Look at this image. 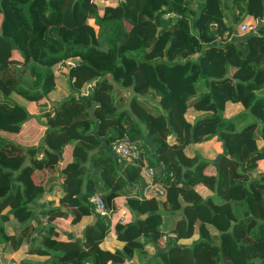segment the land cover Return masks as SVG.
Wrapping results in <instances>:
<instances>
[{"label":"trees","instance_id":"16d2710c","mask_svg":"<svg viewBox=\"0 0 264 264\" xmlns=\"http://www.w3.org/2000/svg\"><path fill=\"white\" fill-rule=\"evenodd\" d=\"M105 1L0 0V210L9 206L27 223L0 236V244L17 248L29 239L31 204L43 192L31 175L42 167L56 170L71 143L61 199L77 206L74 220L98 218L86 224L82 239L69 241L53 238L50 225L41 249L50 253L49 264H123L127 257L136 259L131 264H264V171L249 174L264 159V0H249L246 7L238 6L240 0H117L102 14ZM196 1L203 6L190 24ZM249 14L255 28L234 33ZM225 31L229 37L222 36ZM162 32L166 45L153 54L148 49ZM218 36L223 38L217 45ZM12 49L23 60L12 58ZM66 83L69 92L40 114V144H18L12 131L30 116L28 99ZM123 89L132 92L133 108L121 105ZM228 101L242 108L227 115ZM168 134L176 139L167 140ZM214 137L222 151L217 174L207 175L202 169L208 160L183 149ZM121 138L135 144L138 159L114 155L111 145ZM143 159L158 168L161 198L144 196ZM198 183L214 193L203 197ZM94 192L109 209L127 193L133 216L114 225L121 247L100 246L111 223L94 211ZM42 212L48 222L66 214L60 207ZM168 213L179 215L170 227ZM196 223L197 237L183 241ZM167 231L174 235L162 245Z\"/></svg>","mask_w":264,"mask_h":264},{"label":"crops","instance_id":"0c3cea01","mask_svg":"<svg viewBox=\"0 0 264 264\" xmlns=\"http://www.w3.org/2000/svg\"><path fill=\"white\" fill-rule=\"evenodd\" d=\"M107 4L108 3L105 1V3H103L102 9H104V6ZM202 6L203 5L200 1L192 3V11L188 12L190 24H192L191 22H193V20L199 15ZM102 9H100V13H102ZM3 19L4 15L2 12H0V28ZM246 20H248V23L253 25L256 22L255 18H252L250 15H248ZM252 20L254 21L253 23L250 22ZM234 33H236V30L234 31ZM237 33L241 34L243 32L239 31ZM217 42H222V39H216L215 43L218 45ZM11 57L23 60L22 55L17 49H12ZM67 72L69 71L67 70ZM87 89V85L81 88L82 92L84 93L87 92ZM68 90L69 84H57L54 87L47 89L46 93L39 97L37 100L28 99V101L26 102V106L28 112L30 113V116L22 122L21 127L18 131H12V135L14 136L18 144L25 147L37 146L40 144L45 129V125L40 120V114L46 110L52 109L54 103L64 97L69 92ZM122 96L123 97L121 99V105L126 108H133L134 105L131 104L132 92H130V90L123 89ZM232 103L233 102L229 101L226 102V104L228 105ZM225 114L230 115L233 113L229 114L225 111ZM173 139H175V136L173 134H169L167 136V140L173 141ZM144 141L153 151V144L146 138H144ZM195 144H197V146L199 147L197 148ZM195 144H188L185 147L186 151L184 152L186 153V155L193 156L194 152H198L203 158H208L207 160L209 161V164L205 167V171L207 174H216L217 168L215 166V162L217 161L222 151L221 142L216 137H214ZM102 146H105V141L102 142ZM72 151L73 145L71 143L66 144L60 154V160H58V162L56 163V170L49 172L48 168L42 167L34 170V172L32 173L31 177L34 183L42 185L43 192L41 197H39L36 201H33L31 204L32 212L30 215V219H28V224L31 228L29 239H26V241H24L23 244L17 248H13L12 246L10 247V245L8 246L7 243H1L0 251L2 253L3 264H8L10 262L14 264H33L36 262L41 264H49L50 253L48 251L42 253L41 249L45 250L48 245L47 242H45L44 238L47 235L48 231L50 232V225H52L51 235L53 238L60 241H69L75 238L82 239L84 227L86 226V224L94 223L97 220L95 218V215H92L91 217L82 215L78 219L74 220V216L77 212V206L71 205L68 202H63L61 199V195L63 192L62 187H60L62 183L61 172L66 163L72 159ZM153 154L154 153H152V155ZM261 171H264V159L258 160L256 170L253 172V174L255 175ZM94 180H96L97 184L101 183L100 179H98L97 176L94 178ZM195 187L203 197H207L214 193L212 189H210L203 183H198ZM125 189L127 190V193H131L132 191L131 186H127ZM135 189L136 188H133V190ZM127 193L116 196L113 201L114 209L110 208L109 214L105 215L110 219L111 229L100 243V246L102 248L112 250L114 248L121 247L123 244V242L116 237L114 225L118 221H124V219H126L125 221L128 222L133 216L127 205ZM78 195L81 198L82 192H80ZM189 203L190 202H187L186 204ZM58 207H60L61 210L66 211V214L56 216L51 222H48L47 214H44L42 212V209H56ZM145 215L146 213L142 214V216ZM167 216L168 217L166 218V222L169 227L173 226L176 220L179 218V215H173L171 213H168ZM26 224L27 223L25 222L21 223L16 216H14L12 213H9V206H5L0 210V236L2 238H4L5 236L8 237L9 234H12V230L17 233L21 229V226H25ZM169 232L171 231H167V233ZM118 240L121 244L119 246H116V242H118ZM24 245H26L27 247H24ZM34 247L35 249L33 251L29 250L30 248L33 249ZM33 256L34 258H32ZM135 260V258L131 259L130 257H127V260L123 264H131V262Z\"/></svg>","mask_w":264,"mask_h":264},{"label":"built area","instance_id":"2783aa9c","mask_svg":"<svg viewBox=\"0 0 264 264\" xmlns=\"http://www.w3.org/2000/svg\"><path fill=\"white\" fill-rule=\"evenodd\" d=\"M169 14L167 13L165 16H168ZM214 26H216V23H213ZM255 28V24H246L245 22H241L239 24V28H237L236 31H248V30H253ZM223 37H229L230 34L225 31L222 35ZM222 36H218V38L222 39ZM111 150L114 153V155L119 159H128V160H134L139 158V151L135 147V144L132 143L129 139L127 138H121L116 140L115 142L112 143L111 145ZM157 167L149 164V162L146 159L142 160L141 164V174L146 180V186L144 188V196L145 197H156V198H161L164 193L165 189L164 187L160 184V182L157 180L156 176V171ZM89 201L93 205L94 211L97 212L100 215H108L109 214V208L106 205V202L102 195L99 192H94L89 196ZM174 233L169 232V233H164L161 236V243L162 245L165 244L167 238L169 236H173ZM0 264L2 263V253L0 251ZM8 264H14V263H8Z\"/></svg>","mask_w":264,"mask_h":264},{"label":"rangeland","instance_id":"374dc122","mask_svg":"<svg viewBox=\"0 0 264 264\" xmlns=\"http://www.w3.org/2000/svg\"><path fill=\"white\" fill-rule=\"evenodd\" d=\"M248 2H246L245 3V1L244 0H240L239 1V5L238 6H243L244 7V5H245V7L247 6V4L249 3V0H247ZM108 4L104 7V9H102V14H104L105 13V11H106V7L107 6H113V7H116L117 6V0H107L106 1ZM239 9V8H238ZM239 12H240V14L241 13H243V8H240L239 9ZM250 15V14H249ZM251 17H252V15H250ZM248 17V15H246V16H244V17H242L241 18V20H240V22H239V24L241 23V22H245L246 24H249L250 25V23H248L247 21L248 20H246V18ZM251 23H253L254 21L252 20V21H250ZM238 28H239V25H238ZM160 29V28H159ZM249 31V30H248ZM241 32H243V33H245V32H247V31H241ZM167 37L168 36H166V33H164V32H162V34H160V37H159V39L156 41V43H155V45H153V46H151L149 49H148V51H150L151 53H153V54H157L160 50H161V47L162 48H164L165 47V45H166V40H167ZM153 54H152V56H153ZM242 108V105L240 104V103H236V102H233L232 104H226L225 103V105H224V110L227 112V113H236L237 111H239L240 109ZM133 112L134 113H137V110L134 108V110H133ZM181 134H182V130H181ZM169 135V134H168ZM167 135V136H168ZM175 136V135H174ZM182 137H183V135H182ZM175 139H176V136H175ZM252 144L254 145V147H257V143L256 142H252ZM196 146H197V144H195ZM259 145H260V143H259ZM199 146H197V148H198ZM184 151H186V148H184L183 149ZM186 154V153H185ZM219 157H220V155H219ZM219 157H218V159H217V161L219 160ZM206 160L208 159V158H205ZM216 161V162H217ZM252 161H253V157L250 159V162L252 163ZM254 161H255V159H254ZM215 162V166H216V168H217V163ZM257 163H258V160L256 161V164H255V166L253 167V169L250 171V170H248V171H250L249 172V174H253V172L256 170V167H257ZM209 164V161H208V163L203 167V169H202V171L205 173V174H207L206 173V171H205V167L207 166ZM218 169V168H217ZM259 173V172H258ZM257 173V174H258ZM216 174H217V171H216ZM216 174H214V175H216ZM207 175H211V174H207ZM211 189V188H210ZM213 194V193H212ZM215 202L216 203H218L219 202V199H217V198H215ZM264 210V209H263ZM259 212H260V214L262 215V216H264V211H260L259 210ZM142 217H146V215L145 216H142ZM126 219H124V221H121V222H126L125 221ZM197 226V225H196ZM196 226H195V228H196ZM197 229V231H198V228H196ZM196 229H195V232H194V234L193 235H191V236H189V237H187V238H184V241L185 242H187V243H190L194 238H196L197 237V231H196ZM121 243H120V241L118 240V242H116V246H119ZM24 247H27L26 245H24ZM29 255V254H28ZM32 258H34V256L32 257Z\"/></svg>","mask_w":264,"mask_h":264},{"label":"water","instance_id":"95a60500","mask_svg":"<svg viewBox=\"0 0 264 264\" xmlns=\"http://www.w3.org/2000/svg\"><path fill=\"white\" fill-rule=\"evenodd\" d=\"M238 31H236V33H237ZM187 202H185V203H183V205H185ZM95 218L97 219V216L95 215Z\"/></svg>","mask_w":264,"mask_h":264}]
</instances>
